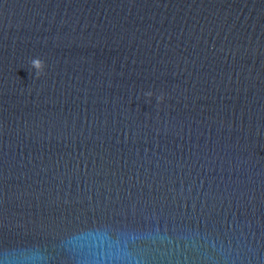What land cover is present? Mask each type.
Instances as JSON below:
<instances>
[{
    "label": "water",
    "instance_id": "water-1",
    "mask_svg": "<svg viewBox=\"0 0 264 264\" xmlns=\"http://www.w3.org/2000/svg\"><path fill=\"white\" fill-rule=\"evenodd\" d=\"M0 264H264V0H0Z\"/></svg>",
    "mask_w": 264,
    "mask_h": 264
},
{
    "label": "clouds",
    "instance_id": "clouds-1",
    "mask_svg": "<svg viewBox=\"0 0 264 264\" xmlns=\"http://www.w3.org/2000/svg\"><path fill=\"white\" fill-rule=\"evenodd\" d=\"M37 65H39L41 68H45L46 67L45 63L43 61H41L39 58H33L32 61H31V66L35 67ZM41 74H43V73H41ZM147 95L150 96V95H152V93L149 92ZM160 99H162V97H160Z\"/></svg>",
    "mask_w": 264,
    "mask_h": 264
}]
</instances>
